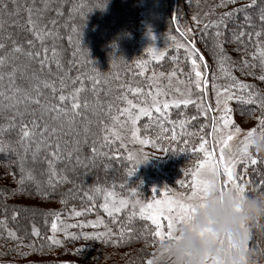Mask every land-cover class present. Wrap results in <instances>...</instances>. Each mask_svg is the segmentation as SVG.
<instances>
[{
  "label": "snow or ice",
  "instance_id": "obj_1",
  "mask_svg": "<svg viewBox=\"0 0 264 264\" xmlns=\"http://www.w3.org/2000/svg\"><path fill=\"white\" fill-rule=\"evenodd\" d=\"M13 4H16V0H11ZM35 2V0H34ZM236 0H221V4L217 7H223L227 3H235ZM257 5V0H251L249 5H245L239 8H233L231 11H226L220 14L217 20L210 21L204 25V31L207 32L208 28H215L213 33L214 39L216 40L215 47L220 53H224V49L221 47L222 43H233L237 44L243 43V38L247 35L251 39L252 33L245 32L244 26L248 25L251 27L252 17L246 13V9L254 7ZM18 7V6H17ZM61 7L52 8L51 0H43V6L35 10L36 14L34 16L33 8L29 7L27 11V19L23 25L24 31L31 34V39H26L20 41L14 39L11 34L0 37V114L5 116L7 123L5 125H0V151L4 152H14L17 156V163L19 164L21 178L18 184L23 186L25 180L34 181L31 170L25 169V163L28 154H31L33 161L36 160L41 149L48 152V157L45 158L48 164L49 171V186L53 189L55 184L52 183L53 178H59L57 182L67 181V176H61L60 172L56 169V163L62 162L65 159V155L68 161H71L73 155L75 154V159L77 164H82L84 159H90L95 161L98 156H107L106 152L102 149L105 147L111 148L116 141H120V146L124 147V132H130L131 138L134 142L141 145L151 144L153 148H158L164 153H168L169 149L164 145L158 143L160 139H167L168 137L162 136L157 137L156 140H150L148 138H141L139 133L141 129L137 127V122L141 120V117H147L149 121L155 120L159 125L162 132H167L168 129L164 127V122L171 123L175 125L177 121H172L169 119V110L171 108L179 109L181 106L187 108L189 105L195 104L198 114L207 118V113L209 108L203 103H197L192 98L193 86L200 93H206L207 90V63H202L204 61V56L199 54V50L195 47L194 41H189L188 43L180 42L176 40L175 36H167V39L175 42V47L177 49L183 48L185 50V56L188 61H190V69L188 72V82H187V93L181 91V89H175L178 93L177 96H170L168 91L155 87L154 90L149 89L145 92V89L139 86L131 87L129 86L125 92H122L120 96L117 97L123 103V107L116 109V113L112 114L113 104H108V112L105 113L110 115L112 124H106L103 120H98L100 125V135L96 136L91 143V153L89 157H84L82 159L80 153L85 144L88 143L89 132L91 121L84 116L85 124L83 126V140L78 139L80 136V131L75 127L76 118L82 116L81 108L85 111L90 109V103L85 97L81 99V94L87 91L84 87L85 80L91 81L93 84L92 91L96 92L95 85L100 83V71L97 68H93L94 75L91 74H77L75 77L67 75L71 72V68L67 70L64 69V63L62 60L61 50L56 45V40L60 39L59 28L60 25L55 17L50 18L47 22H44V14L49 11H55L56 16H61ZM3 10L8 11V5L3 4ZM75 9H69L71 14ZM245 12L243 23L236 26V28L231 30V36L225 37L224 31L221 30L223 26L227 30V24L232 20L236 13ZM9 15L11 13H8ZM83 15V14H82ZM193 20L199 23L198 18L194 15ZM259 20L264 24V0H262L259 9ZM15 23V22H14ZM66 27V25H65ZM4 28V22L0 20V31ZM81 26L76 24L72 25V33L75 36V48L73 51V57L78 56L84 57V62L93 64L88 56L87 49L81 46ZM239 29V30H237ZM177 31H180L179 27ZM264 34V29L262 31H257L255 33L256 37L259 38ZM151 36V33H149ZM180 36L185 37V32L180 31ZM49 38L52 40L51 48L47 46L45 41ZM70 42H73V35L68 37ZM7 41V43L5 42ZM36 42L40 43V48L35 47ZM25 43L27 48H25ZM237 51L240 49L237 48ZM146 51L150 54V58L156 61H160L165 57V51L161 49H156L153 46L146 48ZM260 67L262 74L259 76L261 81H264V45L258 47ZM255 55V54H254ZM21 57L26 58V62L17 63ZM214 58L215 54H214ZM221 61L229 60L230 58L226 55H222L219 58ZM175 62L177 57H172ZM73 62L79 63L78 59L70 60L68 63L71 65ZM149 61L147 60H137L135 61L137 67L141 68L142 71L140 75H144L143 69L146 68ZM33 63L39 65L40 69L43 70L52 64H55L56 69L59 73H65L64 75H58L57 79H41L36 71H31L28 77L31 81L29 87H23L17 83L18 76L20 78H25L26 73L32 68ZM115 63V61H113ZM234 63V62H233ZM245 64L247 62L245 61ZM221 71H224L225 75L234 81L228 87H223L218 89L215 83H212V89L216 94V111L220 112L221 115L219 119L215 116L211 121V132H207L205 135H201L199 138V145L192 148L193 152L203 153V159L196 161V166L194 169L186 170L185 175L191 176V183L187 185L191 189L190 193L186 196L175 197L170 195H164L161 199L149 200L147 203L143 202L138 198L137 187L131 188L130 194L134 199H129L127 197L120 196L113 188L102 187L100 185H94L92 191L94 194L85 193L87 200L93 202L92 206H95V200L97 196H102L103 202L99 204V208L103 209V212L111 220L113 224L119 223L117 217L122 211L128 209L131 205V213L128 215V220L136 217L137 215L145 220L150 221L151 225L154 226V231H149L148 235L163 240L165 238H172L174 229L182 222H186L192 213L195 212V205L191 203L194 200L201 199L205 194L207 187L211 180H215L223 188H228L229 186L238 189L241 192L246 191L245 185L240 183L239 180L242 178V174H237L235 171L236 165L243 163L247 168L248 164L255 166L258 163L257 158L253 157L250 152L249 141L244 138L241 146L237 149L235 154L225 155V148L227 147L228 140L231 139L229 135L227 138L224 136H218L217 133L224 132L225 129H231L234 127L233 122L229 116V113L233 111L230 107L229 102L234 100L237 103H242L246 105H259L261 112L264 113V96H259L255 91H248L245 93L246 89H252L253 86L245 84L243 82L237 81L235 77H231L230 72L224 69L223 64H220ZM49 72L51 68L49 67ZM181 74H183L181 72ZM165 74L153 73L152 77H148L149 81L152 82L158 77H162ZM169 77V83H171V78L176 76V70L173 69L171 72L167 73ZM67 77V78H66ZM158 82V80H157ZM69 83L76 85L79 83V87H72L71 91H68ZM233 88L239 89V92L234 93ZM44 89L50 90L51 101L45 97V101H41V97L44 95ZM128 92H131L134 96L138 97V101L134 102L132 99L128 98ZM35 105L36 107H33ZM93 114L96 115V109H91ZM39 112V115H37ZM153 112L157 115L154 117ZM183 115V114H181ZM48 116L54 123L49 124L48 120L45 119ZM197 117H191L190 119L195 120ZM259 121V129L264 132V115L257 117ZM187 119H183L178 123L183 129L184 125L188 124ZM118 126V127H117ZM150 125L145 124L144 128L147 129ZM67 128V131H65ZM207 128L206 124L200 126V131L204 132ZM18 130V140L17 143L20 146L21 151H18L10 142H6L3 136L6 132L12 130ZM236 131H240L239 127H235ZM257 127H253L249 131V135L255 133ZM61 134L67 137L69 134H73V139L69 141L68 139H61ZM189 135H195V133H189ZM213 138L212 149L208 148L207 140L208 137ZM37 137H39L37 139ZM171 139H176V133L173 130ZM71 143L72 147L69 148L68 145ZM188 140H184V144L187 146ZM63 144V147H62ZM99 144V148L97 147ZM219 149V157L214 154L216 149ZM175 153L176 149L172 150ZM180 152H184L185 148H180ZM128 160H135V165L127 173L128 177H131L136 172L138 165L146 162L151 157L146 153L142 154L140 157L135 156L133 153L128 154ZM87 167V165H84ZM107 167V166H105ZM221 174L226 177L222 182L219 179ZM176 183L185 186V182L177 180ZM264 185V181L261 182ZM121 187H124L122 184ZM165 188L167 186L165 185ZM37 192H40V186L36 184ZM19 191H27L21 187ZM159 189L153 188L152 193H158ZM47 195V193H44ZM62 204L65 203L63 199L60 201ZM138 208V212H137ZM91 211V208H84L81 211H76L73 209L72 215L75 217L82 216L85 212ZM46 215H51V232L52 235L46 237L47 241H50L53 245H60L61 240L55 235L57 232H63L64 235L71 240H78L81 237L84 240H103L105 243L111 242L116 244L118 241L112 239L113 229L109 227L108 223L99 215L96 216L95 220H84L77 224H67L64 221L58 220L60 213L52 212L46 213ZM15 217V213L13 214ZM166 221V231L165 225L161 221ZM92 228L103 227L104 231H81L79 234L76 232L68 231L69 228ZM147 227V225H145ZM127 231L129 234L132 232L131 228L125 229L123 226L120 228V240H123L124 233ZM143 235V234H142ZM31 236L40 237L39 229L35 226L31 229ZM8 238H12L16 241H22L24 237H20L15 231L8 230ZM147 243V240L145 241ZM156 242L155 239L152 241ZM25 245L21 244L20 247ZM27 247L35 250V243H29ZM43 247V245H41ZM80 251V249H77ZM21 256L25 253H19ZM147 264H153V260L147 261Z\"/></svg>",
  "mask_w": 264,
  "mask_h": 264
},
{
  "label": "trees",
  "instance_id": "obj_2",
  "mask_svg": "<svg viewBox=\"0 0 264 264\" xmlns=\"http://www.w3.org/2000/svg\"><path fill=\"white\" fill-rule=\"evenodd\" d=\"M63 1L64 2H62L58 6L60 7L62 5V15L56 16L55 11L46 12L44 14V22L46 23L48 19L55 17L58 21V24L60 25V39L56 40V45L61 50L65 71L67 72V70L71 68V72L67 73V75H70L72 77H75L77 74L94 75L93 68H97V70L101 73L99 78L100 83L95 85L96 92L93 93L92 91V82L85 80L84 87L87 89V91L81 94L82 100L85 97L88 99L90 103V109L95 108L97 110V114L93 121L90 120V118H87L89 121H91V124L89 125L90 134L88 138V143L83 146L81 151L82 157L84 158L92 155V140L96 136L100 135V125L97 121L103 120L106 124H112L110 115L105 114L108 112L109 103L113 104L114 107L112 109V114H115L117 108L124 106L123 103L117 99V97L120 96L122 92H125L129 86L142 87L145 89V92H147L149 89L154 90L155 87L160 86H157V83L154 82V80L152 82L149 81L147 76L150 75L151 72V74H153L161 72L164 73L170 70L172 71L174 69L175 64L180 68L181 66H185V62L182 61L183 58L182 56H180L181 54L176 53L175 50H169L167 53L165 52V57L161 61L151 59L143 50V46H146L147 48V46L149 47L150 45H148L149 39L147 41V37L143 33L146 27L144 25V20L141 18L142 16L140 14L138 0H128V8H130V11H122L121 8H119L120 5L116 4L117 0H107V4L105 7L104 5L106 3V0ZM118 2L122 3L121 0H118ZM261 3L262 0H257V4H259V6H261ZM245 5L239 3L235 6L228 8L226 11H231L233 8H239ZM42 6L43 0H35V2L34 0H32L31 5L26 6L25 9L29 7L33 8V14L35 16V10L37 8H41ZM121 6L123 5L121 4ZM257 6L258 5L246 9V13L252 17L251 24L254 25V29H251L248 25H245L243 29L245 32L252 33L251 41L249 43L245 42L246 48H244V50L247 49L248 52H254L256 50V47L261 46L262 42H264V34H262L259 38H256L255 35L257 31H260L259 29L255 30V26L257 25L259 19L258 12L260 9ZM11 9L12 7L8 5L9 13ZM69 9L75 10L72 11L70 14ZM246 13H236L235 17L230 20L227 24V30H225L223 26L221 27V30L224 31L225 37H230L231 30L236 28L237 25L243 23L244 16ZM215 14L212 13L211 15L215 16ZM27 15L26 17H22V19L16 22L8 20V16L6 17L3 15V8L0 3V20L4 22V28L2 31H0V37L11 34L14 39L20 41L31 39V34L24 31L23 28V25L27 19ZM175 16L178 17L176 14ZM219 16H217L216 18L214 17L215 19L213 20H217ZM103 17H105V20L103 19ZM102 19L104 20V23ZM73 24L81 26V46L87 49L88 56L93 62V64L85 63L83 56H78L76 58L73 57V51L75 48V36L72 33ZM106 26L109 29L108 32L104 28ZM215 30V28L210 27L207 29L206 33L203 30L197 37L198 45L200 46V48L207 54L210 50V56H214V54L216 55L215 51L217 50L215 49V46L212 45V41L210 40V38L213 37V33ZM112 31L115 35L121 34L122 37H124L123 34L129 33V39H127V41H125L121 47L123 50L126 51L127 57L122 60L123 64L121 63L122 65L120 64V66L118 65V63H116L117 59L115 60L106 57L107 53L105 49L107 48V50L109 51L110 47L108 44L110 42H113L111 43L112 47H115V44L117 42L116 39H120V37L117 38L115 35H113ZM69 35H73V42L69 41ZM5 42L7 43V41ZM45 43L49 48H51V38L45 41ZM24 46L25 48L28 47L26 43ZM35 47L39 49L40 43L36 42ZM199 54L202 55L201 52H199ZM174 56L177 57V60L175 62L172 60V57ZM75 59H78L80 62H73L71 65L68 63V61ZM21 60L26 61V58L21 57ZM137 60L149 61L146 68L143 69L144 75H140L142 69L137 67L135 63V61ZM113 61H115V63H113ZM116 64L118 68H115V75L107 74V66H115ZM49 67L51 68V72H49ZM37 69L39 71L36 72L41 79L54 80L57 79L58 75L65 74L59 73L56 69L55 64H52L48 67H45V69L41 70L38 64L33 63L32 71H35ZM185 69L186 67H181L179 69V73L182 78H184L186 74ZM181 72L183 74H181ZM225 77L228 78L227 75H225ZM24 82L25 81L19 79L18 76L17 83L23 87H29V84H25ZM79 86V83H77L76 85H72L71 83H69V88L67 90L71 91L72 87ZM43 91L44 95L41 97L42 103L46 102L45 97H47L48 101L50 102V90L44 89ZM127 94L129 99H132L134 102L138 101L139 98L134 96L131 92H128ZM258 95L264 96V90ZM33 107L36 106L33 105ZM248 107L252 109L251 112L260 109L258 104L250 105ZM81 113L82 116L76 118L75 127L78 130L79 128L84 126V116L87 115V112L83 108H81ZM258 114L259 116L264 115V113L261 112V109L260 113ZM37 115H39V112H37ZM156 115L157 114L153 112V116L155 117ZM246 115L250 116L251 114L250 112H248L246 113ZM255 115L258 116L257 113H255ZM194 116L197 117L195 120L190 119ZM199 117L200 115L198 114L197 108L195 104H193L189 105L187 108L181 106L179 109L171 108L169 110V119L172 121H177V123L173 125L171 123L164 122V127L168 129V131L166 132L167 134L161 131L159 125L155 122V120L150 122L147 117H141V120L137 122V127L141 129L139 135L147 136L151 140H156L157 137H162L165 135L167 136L168 134L169 136L167 137H170V134H172L174 130L176 133V138L178 139V144H180V146L174 148L176 149L175 153H173L168 144L166 147L171 150L169 152L171 156L178 157L182 153H193L189 150H192V145H194L197 138L196 135H200L201 132V124L199 123ZM45 119L48 120L49 124L54 123L49 119L48 116H45ZM183 119H187L189 122L188 124L184 125L182 129L181 125L178 122ZM6 123L7 120L5 119V116L3 114H0V125H5ZM145 124H149L150 126L145 129ZM65 131H67V128H65ZM189 133H195V135H189ZM3 139L6 142H10V144L14 146L17 150L20 149V146L17 143L18 130L14 129L12 131L6 132L3 136ZM61 139H65L62 134ZM184 140L189 141L187 146L184 144ZM161 141L164 140L160 139L158 143L161 144ZM97 147L99 148V144H97ZM180 148H185V151L180 152ZM102 151L106 152L108 155L98 156L96 158L101 160L102 165L106 164V166L109 167L107 172H109V170L117 169V172L113 176L110 177L108 173H104L102 171L95 172L94 174V170H91V172L89 173L91 174V177L89 175L86 176V174L82 173L81 167L79 166L76 170L72 169L75 170V176H72L73 172L68 171V164L73 166V162L72 160L68 161L65 155L64 161L56 163V169L60 172L61 176H67L68 179L66 182H57L59 178H53L52 183L55 184L54 189L49 186V171L47 160L45 158L50 157H48V152H46L44 149H41L40 153L38 154L35 160V162H37V167H35L37 170L35 168V170L32 168L30 169L32 175L37 174L36 172H38L42 178L39 181L36 179H34V181L26 179L23 186L18 184V181L21 178V172L19 164L17 163L15 153L11 151H0V264H45L44 262L39 263L35 261V259L37 260L45 258L46 252L52 249V247H49V241L46 240V237L50 233L51 221L53 217L51 215H46V213L58 212L60 213V216H63L67 214H72L73 209H75L76 211H81L82 209L87 207H90L92 213H95V211L101 209L99 208V204L102 203L103 198L102 196H97L94 207L92 206L93 202L87 200L85 193L94 194L92 191L94 187L92 185L93 183H97L98 185L107 188H113L114 185V191L118 192V194L123 197L131 196L129 190L133 187H137L139 184V187H137L138 198L140 200H146L149 197L151 198L153 194L152 189L149 181H147L146 178L143 176L142 170L136 169L134 175L128 177L127 173L130 169L133 168L134 163L128 160L126 149L124 147L123 149L120 147L119 141H116L115 144L111 146V148H103ZM254 157L257 158L258 163L257 165H252L250 167L246 191L249 193L264 192V185H262L261 183L262 181H264V155L255 154ZM30 158L31 154L29 153L25 163L28 164L27 166H30ZM85 178H87V181L85 180ZM80 179L84 180V182H82V180L80 181ZM88 181H90L89 184ZM37 183L40 186L39 193L36 189ZM122 184L124 185V187H121ZM21 187H23V189H26L27 191H19L18 189H20ZM44 193H47V195H44ZM61 199H63L65 203L62 204L60 202ZM43 205L46 206L43 207ZM47 205H49L50 207H47ZM55 207H59V210H57V208ZM14 213L15 217L13 216ZM71 218L72 216L69 217V219ZM123 219V222L126 221V224L120 222L119 227L121 228L123 226V228L125 229L131 228L132 232L129 234L127 231H125L126 234H124L123 240L117 239L118 244L115 246H113V244H110L104 245L103 249H96V247L93 249H89L87 251L88 256H83V258H85V261H90V263H97L101 261L111 262L116 255L120 258L124 257L120 256V249L125 250L127 249V247H129L132 251V249L135 250L133 248L134 246H140V242L145 243V245L153 243L152 241L155 238L148 235V232L150 230L152 231L153 229L148 222L138 219L136 217L132 218L131 220H128L127 216H124ZM145 225H147V227ZM33 226L39 229V238L31 236V229ZM8 230L15 231L18 236L24 237V239L22 241H16L12 238H8ZM261 237L264 238V219L258 220L256 222L253 229L252 239L256 241ZM146 240L147 243L145 242ZM33 242L35 243V250L26 246L29 243ZM21 244L25 246L20 247ZM41 245H43V247H41ZM104 250L109 251V253L103 254ZM21 252L25 253V255L21 256L19 254ZM134 252L139 253L141 251L139 249L135 250ZM137 261L138 262L134 263L142 264V261L140 259H137Z\"/></svg>",
  "mask_w": 264,
  "mask_h": 264
},
{
  "label": "rangeland",
  "instance_id": "obj_3",
  "mask_svg": "<svg viewBox=\"0 0 264 264\" xmlns=\"http://www.w3.org/2000/svg\"><path fill=\"white\" fill-rule=\"evenodd\" d=\"M32 0H16V4H13L11 0H0V3L3 8L4 3H8L12 7L10 11V15L8 14L9 12H5L3 10V15L8 16V20L11 21H19L22 19V17H26V6L31 5ZM64 2L63 0H51L52 7H58L59 4ZM122 3L116 2L117 5H120L119 8H121L122 11H130V8H128V0H121ZM238 2V3H237ZM249 2V3H248ZM251 0H236L235 3H227L223 7H217V5H220V0H138L139 7H140V14L141 18L145 22V31L143 32L144 35L147 37V41L149 39V44L150 46L155 47L156 49H161V50H166L165 52L167 53L169 50H175L176 53H180L183 58V62H185V66H181L182 68H185V76L182 78V76L179 73V68L174 65V69L176 70V76L171 78V83H169V77L167 73L171 72L166 71L164 72V76L158 77L154 82L157 83V86L159 85L160 88L168 91L170 96H177L178 93L175 92V89L179 88L181 91L187 93V82H188V72L190 69V61L186 59L185 56V50L183 48L177 49L175 47V42H173L170 39H167V36H175L177 41L188 43L189 41H194L195 42V47L199 50V52L202 53L204 57V61L202 63H207L208 65V71H207V79H208V84H207V90L206 93H200L198 92L195 87L193 86V94L192 98L195 100L197 103H203L206 107L209 108V111L207 113V118L204 116L200 115L199 117V123L206 124L207 128L205 129L204 132H200V135H196V141L194 145H192V148L196 145L198 147L199 145V138L201 135H205L207 132H211V121L212 118L215 116L217 119H219V116L221 115L220 112L216 111V94L215 91L212 89V83H215L217 85V88H223V87H228L230 84L234 83L229 76L228 78L225 77L224 71H221L220 64L222 63L224 66V69H226L228 72H230L231 77H235L237 81L243 82L245 84L253 86L252 89H247L245 90V93L247 91H255L256 93L263 92L264 90V81H261L259 79V76L262 74L261 72V67H260V59H259V52H258V47H256V50L254 52H248L246 48V43H249L251 39L249 36H246L243 38V43L242 44H235L236 42L233 43H222L221 47L224 49V53H220L219 50L217 49L216 55L214 58L213 55L210 56L211 51L209 50L208 54L205 53L200 46L198 45V36L199 34L204 30V25L215 19L217 16H219L221 13L225 12L228 8L235 6L236 4H250ZM121 4L123 6H121ZM176 4V12L174 13V5ZM258 8H260L259 4H257ZM18 6V7H17ZM127 9V10H126ZM212 13H216L215 16L211 15ZM175 14L178 16L176 17ZM259 14V12H258ZM105 15V14H104ZM196 16L199 20V23L197 21L193 20V16ZM73 16V15H72ZM215 17V18H214ZM105 20V17H103ZM102 19L103 23L104 20ZM101 21V22H102ZM179 27L180 31L185 32V37L180 36V31H177V28ZM106 31L108 32L109 29L108 27H104ZM251 29H254V25L251 24ZM260 30L264 29V24L261 23V21L258 19L257 25L255 26V30ZM254 30V32H255ZM151 33V36L149 35ZM112 34L115 35L112 31ZM129 33L123 34L122 35H115L117 38L120 37V39H116L117 42L115 44V47H112L113 42H110L108 45L109 51L107 48L105 49L107 55V58L111 59H117L116 63L120 66L122 60L126 58L127 53L125 50H123L121 47L127 39H129ZM257 38V37H256ZM212 41V45L215 46L216 40L214 39V36L210 38ZM108 43V42H107ZM261 45H264V42H262ZM112 47V48H111ZM120 47V48H119ZM143 50L147 53V55L150 57V54L146 51V46L142 47ZM141 48V49H142ZM148 48V46H147ZM239 48L240 50L237 51L236 49ZM247 51V52H246ZM255 54V55H254ZM222 55H226L229 57V60H223L221 61L219 58ZM207 58V59H206ZM101 60V59H100ZM25 61V60H24ZM21 59L17 61V63H23ZM161 61V60H160ZM245 61L247 64H245ZM26 62V61H25ZM99 62V61H98ZM234 62V63H233ZM101 64V63H100ZM121 64V65H122ZM100 67V66H99ZM69 68V67H68ZM67 68V69H68ZM115 68H118L117 64L114 65H109L107 66V74H112L115 75ZM32 71V68L29 70L28 73H26L25 78H20L21 80H24L25 84H30L35 83V81H31L28 77L30 76ZM35 71H39L38 69ZM152 73V72H151ZM146 75L147 77H152L153 74ZM158 74V73H157ZM158 80V82H157ZM186 88V89H185ZM232 91L234 93L239 92V89L233 88ZM207 104V105H206ZM230 107H232L233 111L229 113V116L233 122L234 127L229 131V129H225L224 132L222 133H217L218 136H224L227 138L229 135L231 136V139L228 140L227 142V147L225 148V155H230V154H235L237 152V149L241 146V143L244 139L243 136L237 137L233 135V132L235 130V127H239L242 131L248 130L250 127H257V130L260 131L259 129V121L257 120V117L259 116L258 113H260V109L257 111H252L251 108L248 106L250 105H244L242 103H237L234 100L229 102ZM249 108V109H248ZM87 118H90V120H94L95 116L91 109L87 110ZM250 112V116L246 115V113ZM97 113V110H96ZM257 113L258 116L255 115ZM255 115V116H254ZM249 116V117H248ZM118 127V126H117ZM80 131V136L77 137L78 139L83 140V126L79 128ZM90 134V133H89ZM167 134V133H166ZM173 134V133H172ZM172 134H170V137L167 139H163L164 141H161V144L164 145L165 147L167 144L170 146L171 150L174 148H177L180 146L178 144V139L176 138L175 140H171L170 138L172 137ZM169 136V134L167 135ZM143 138H148L147 136H141ZM38 139V138H37ZM65 139H68L71 141L73 139V134H69ZM151 140V139H150ZM120 142V141H119ZM124 148L126 149L127 155L129 153H133L135 156L140 157L142 154H147L149 157H151L149 160L146 162L140 164L137 166L136 169L142 170L143 176L146 178L147 181H149L151 189L156 188L159 189L158 193L152 194L151 198L149 197L146 200H142L143 202L147 203L149 200L153 199H161L164 195H170V196H175V197H182L186 196L188 193H190L191 189L187 187L191 183V176L190 175H185L186 170L194 169L196 166V161L203 159V153L199 152H193L192 150H189L190 152L193 153H182L178 157L171 156L168 151V153H164L158 148H153L151 144L147 145H141L137 142H134L131 138L130 132L125 131L124 132ZM208 148L211 150L212 149V144H213V138L211 136L208 137L207 140ZM63 147V144H62ZM69 148L72 147L71 143L68 145ZM121 147V146H120ZM123 149V147H121ZM118 149V148H117ZM18 151L22 152V149H19ZM251 152V151H250ZM217 158L219 157V149L217 148L215 153H214ZM252 156L254 157L255 153L251 152ZM16 155V154H15ZM82 157V153H80ZM17 158V156H16ZM29 160V165L25 164V169L30 170L31 168L34 169L37 167V162L33 161L32 158ZM83 159V157H82ZM73 166L68 164V171L73 172L72 176H75V170L79 167H81L82 173L89 175L91 177V170H94L95 172H106L108 175L111 177L113 176L116 172L117 169L109 170V167H105V165H102L101 160L98 158L95 159L94 163L90 159H84L82 164H77L76 159H75V154L73 155L72 158ZM132 162L135 165V160H132ZM84 165H87L85 167ZM252 165L249 163L247 168L244 166L243 163L237 164L235 171L236 173L242 174V178L239 180L240 183H243L245 185V189L247 188L248 185V175L250 171V167ZM187 167V168H185ZM36 169V168H35ZM34 169V170H35ZM75 169V170H72ZM37 170V169H36ZM32 173V172H31ZM37 174L32 175L34 179L40 180L42 177L39 175L38 172ZM221 182L226 179L222 174L219 177ZM82 179H80L81 181ZM87 181V178H85ZM177 180H181L185 182V186H182L181 184L176 183ZM84 182V180H82ZM90 181H88V184ZM97 185V183L92 184ZM165 185L167 188H165ZM149 186V188H150ZM118 193V192H117ZM121 196V195H120ZM123 197V196H122ZM129 199H134L135 197L132 196H124ZM103 202V201H102ZM46 205H43V207ZM47 207H50L47 205ZM57 210H59V207H55ZM90 208V207H87ZM130 208V209H129ZM56 210V211H57ZM95 210V209H94ZM130 210V211H129ZM131 205H129L128 209L125 211H122L121 213L118 214V221L123 222L124 221V216L128 218V215L131 213ZM138 212V208H137ZM99 215L101 216L113 229V237L112 239H120V227L119 223L113 224L109 218H107V215L103 212V209H98V211H95V213H92V211H87L85 214H83L80 217H75L72 214H67L63 216H59L58 220L64 221L67 224H77L80 221L84 220H95L96 216ZM69 219V217H71ZM136 218L141 219L138 215ZM126 219V218H125ZM143 220V219H141ZM145 221V220H144ZM150 225V221H146ZM126 224V221L123 222ZM162 224L165 225V231H166V221H161ZM152 231H154V226H152ZM51 228V227H50ZM68 231L73 232L75 231L77 234H79L81 231H104V228L101 226L99 228H92L89 226L88 228H69ZM53 233L51 232L49 235H52ZM126 234V232L124 233ZM58 239L61 240L60 245H53L49 241V247L50 251L46 252L45 258L43 259H35L37 262H44L45 264H136L134 262H138L137 259H140L142 261V264H147V261L150 259H153V256L156 252L157 244L158 241H160L158 238H155L156 242L155 243H150L145 245V243L140 242V246H134L133 248L135 250H139L141 252L137 253L134 252L135 250L127 247L125 250H121L119 252L123 258H120L119 256H115L111 262L105 261V262H97V263H90V261H85V258L83 256H88L87 251L89 249H93L96 247L103 249L104 245H110L113 244L111 242L105 243L103 240H84L82 237L78 240H71L67 238L63 232H57L55 234ZM118 241V240H117ZM94 242V243H93ZM113 244V246L117 245ZM254 245V246H253ZM250 247L258 253H264V238H259L256 241L251 239L250 240ZM77 249H80V251H77ZM109 253V251L104 250L103 254ZM137 258V259H136Z\"/></svg>",
  "mask_w": 264,
  "mask_h": 264
},
{
  "label": "clouds",
  "instance_id": "obj_4",
  "mask_svg": "<svg viewBox=\"0 0 264 264\" xmlns=\"http://www.w3.org/2000/svg\"><path fill=\"white\" fill-rule=\"evenodd\" d=\"M251 129L233 135L243 136L251 152L264 155V132L249 135ZM191 203L195 212L172 238L158 241L153 264H264V253L250 247L254 226L264 219V192L223 188L213 179L203 197Z\"/></svg>",
  "mask_w": 264,
  "mask_h": 264
},
{
  "label": "water",
  "instance_id": "obj_5",
  "mask_svg": "<svg viewBox=\"0 0 264 264\" xmlns=\"http://www.w3.org/2000/svg\"><path fill=\"white\" fill-rule=\"evenodd\" d=\"M174 12H175V7H174Z\"/></svg>",
  "mask_w": 264,
  "mask_h": 264
}]
</instances>
